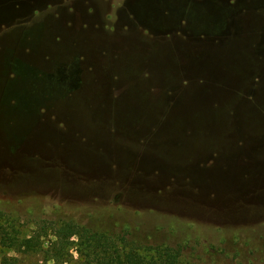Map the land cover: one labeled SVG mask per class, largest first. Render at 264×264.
Instances as JSON below:
<instances>
[{"label":"rangeland","instance_id":"rangeland-1","mask_svg":"<svg viewBox=\"0 0 264 264\" xmlns=\"http://www.w3.org/2000/svg\"><path fill=\"white\" fill-rule=\"evenodd\" d=\"M70 220L264 264V0H0V264Z\"/></svg>","mask_w":264,"mask_h":264},{"label":"trees","instance_id":"trees-1","mask_svg":"<svg viewBox=\"0 0 264 264\" xmlns=\"http://www.w3.org/2000/svg\"><path fill=\"white\" fill-rule=\"evenodd\" d=\"M55 240L48 253L51 258L66 259L72 249L81 264H182L181 247H153L143 251L129 238L128 232L109 233L75 221H66L55 227ZM36 234L19 239L9 229H3L1 245L18 251L31 252L37 247ZM41 247V246H40ZM11 260H8V263ZM67 261V260H66Z\"/></svg>","mask_w":264,"mask_h":264}]
</instances>
